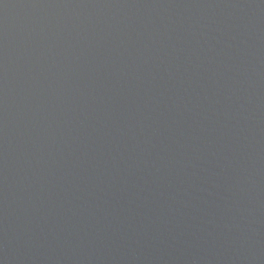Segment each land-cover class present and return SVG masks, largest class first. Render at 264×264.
I'll return each mask as SVG.
<instances>
[{
  "label": "water",
  "instance_id": "95a60500",
  "mask_svg": "<svg viewBox=\"0 0 264 264\" xmlns=\"http://www.w3.org/2000/svg\"><path fill=\"white\" fill-rule=\"evenodd\" d=\"M0 264H264V0H0Z\"/></svg>",
  "mask_w": 264,
  "mask_h": 264
}]
</instances>
